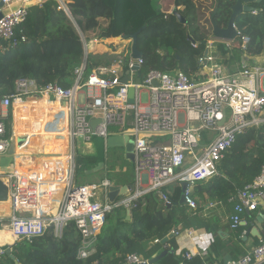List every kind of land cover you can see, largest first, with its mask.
<instances>
[{"label":"built area","instance_id":"2783aa9c","mask_svg":"<svg viewBox=\"0 0 264 264\" xmlns=\"http://www.w3.org/2000/svg\"><path fill=\"white\" fill-rule=\"evenodd\" d=\"M0 1L4 3L0 10L2 49L5 44L17 45L16 31L27 21L31 3L21 0L19 6L12 7L14 0ZM54 1L76 26L86 56L91 45L106 43L108 39H99L98 31L82 33L64 0ZM236 31L240 37L237 28ZM111 40V44L122 47L124 57L119 59L129 57L128 71L135 75L133 68H142L144 62L132 59V39ZM250 42L248 36L241 37L243 59L240 69L234 72L210 54L213 43H209L208 56L199 58L204 71L203 80L197 82H191L179 70H151L143 80L128 79L123 84L124 71L119 65L100 66L85 77V60L75 69L69 88L57 83L40 87L33 79H19L12 94L0 93V158L7 157L10 148H14L11 166L0 169V180L8 189L7 202L0 204L8 203L12 213L4 229L7 239L31 243L49 229L61 238L64 230L74 224L81 237L78 259L85 260L94 253L112 212L130 210L134 202L147 195L155 196L163 208H170V186L196 185L214 177L239 136L249 128L264 125V53L251 56ZM131 88L133 99L129 96ZM143 92L148 94L147 104L142 101ZM92 121L99 123L92 127ZM111 128L131 134L135 141L136 190L114 203L108 200L107 191L112 185L108 179L93 185L75 183L77 142L90 144L95 138H102L106 143L114 134ZM204 135L207 145H203ZM156 139L163 141L157 143ZM35 147L41 149L39 165L32 152ZM100 191L102 200L96 198ZM182 195L185 206L197 210L193 187ZM230 201L235 205L229 226L237 231L244 215L264 210V166ZM186 232L187 237L194 238L193 231ZM181 235L173 230L168 237ZM163 240L154 239L152 244ZM4 255L0 249V257ZM195 255L189 251L183 258L191 261ZM146 262L137 254L125 259V264ZM230 264H264V240Z\"/></svg>","mask_w":264,"mask_h":264},{"label":"trees","instance_id":"16d2710c","mask_svg":"<svg viewBox=\"0 0 264 264\" xmlns=\"http://www.w3.org/2000/svg\"><path fill=\"white\" fill-rule=\"evenodd\" d=\"M161 0H64L72 18L82 33L98 31L99 39H131L138 34V50L144 64L140 80L151 70L161 72L182 71L191 82L203 80L198 76L202 66L199 58L207 51V41L213 37L214 22L226 28L232 16L235 0H173L174 8L187 20L181 23L171 13H164ZM252 13H243L235 20L241 36L226 46L216 43L218 63L228 68L240 66L242 60L241 37L251 39L249 54L264 53V0L251 4ZM101 19L107 20L103 26ZM25 42H22V39ZM16 46L5 44L0 49V93L14 92L19 79H33L40 87L57 83L64 88L73 84L74 71L87 60L85 77L94 69L119 65L124 75L128 71L129 57L118 61L107 54L86 56L76 26L54 0H47L29 8L27 21L16 31ZM240 69V68H239ZM205 136V135H204ZM206 136L204 141L206 140ZM86 171L97 167L94 157L76 158L79 167ZM264 166V125L247 129L237 144L219 163L218 173L206 182L195 185L193 197L197 210L180 205L182 186L169 187L173 205L163 208L153 195H147L133 203L130 220L127 210L117 209L108 215L94 253L85 260L78 259L81 237L74 224H70L61 238L49 229L44 236L28 242L11 243L15 260L4 255L0 264H125L130 254H137L145 261L157 257L165 250L167 255L157 264H202L198 256L186 261L183 254L176 256L179 248L175 238L166 244L151 248L154 239L168 238L173 230L183 231L201 227L200 211L207 196L211 201L226 203L231 196L250 184ZM114 166L110 167L113 171ZM76 181V178H75ZM208 232H214L206 225ZM227 246L216 241L211 256L218 257ZM237 256L238 251L232 250ZM239 254L237 260L244 257Z\"/></svg>","mask_w":264,"mask_h":264},{"label":"crops","instance_id":"0c3cea01","mask_svg":"<svg viewBox=\"0 0 264 264\" xmlns=\"http://www.w3.org/2000/svg\"><path fill=\"white\" fill-rule=\"evenodd\" d=\"M14 1L15 2L13 3L12 7L20 5L21 0H14ZM39 1H43V0H30L31 4L29 5V7H32L31 5H33V4L36 5V3ZM45 1H47V0H44V2ZM163 1L164 0H161V2H160L161 8H162L164 13H168L165 9V3H163ZM173 9H174V7H173ZM169 13H171V12H169ZM100 22L103 26H105L107 24V20H105V19H101ZM111 41H113V40L108 39V40H106V43L91 45V49H90L89 53L107 54L110 57L116 58L118 61H122L123 59H125V58L119 59V57H124V54L122 52V47L116 43L111 44L110 43ZM209 43H213V46H212V48H210L209 52L211 55H213L215 57V59L217 61H218V57H217V53H216L217 51L215 48L216 43H223L226 46L231 45L230 42L224 43V41H218V40L214 39L213 37H210L208 39L207 47H208ZM253 57H257V56H253ZM242 59H243V57H242ZM241 62H242V60H241ZM240 67H241V64H240V66H238L236 68H231V69L228 67H225V68L231 72H234V71L239 70ZM203 71L204 70L202 67L200 73L197 75L202 76L201 73ZM124 76H123V78H124ZM128 79H129V81H139L140 76H138L136 73L135 75H130ZM142 101L144 102V104H147L148 94L146 92H143V94H142ZM112 129H116V128H112ZM115 131L116 130H113V133L119 132L118 129H117V132H115ZM162 141H163L162 139H156L155 140V142H157V143H160ZM207 144H208V141L203 142V145H207ZM36 149H38V151H41V149L39 147H35L32 149V152L35 153ZM120 150L121 149H114V150H108L107 151V153H106V169H110V167H107V160H108L109 155L116 154ZM112 151H113V153H112ZM121 151H123V150H121ZM94 153L95 154H93V156H91V157H94L96 159L97 153H96L95 147H94ZM97 165H98V161H97ZM131 166H132L133 175H134L133 182H135V165L131 164ZM106 179H108L112 184H115V185H124L125 184V181H123V180H121V182H119V183H113L109 178H104V179H102V181L106 180ZM93 184H99V183H93ZM93 184H89V185H93ZM173 186L174 185H172L170 187H173ZM194 187H195V185H193V189H194ZM168 189L170 190V188H168ZM232 197L233 196H231L228 199V201L226 203H224V202L211 201L207 196H205V199L203 201V204H204L203 209L200 211V215H199L201 227H198V228L192 227L190 229L180 231V232H182V235L179 238L178 237H172V238L176 239L177 244L179 246V248L176 251V256L179 257L180 255H182L183 250H185L187 252L192 251L193 253L196 254L195 256L199 255L198 257L201 259L202 264H225V258L227 256L232 257L231 262L236 261L237 260L236 258L239 257V254L246 255L250 250H252L254 247L259 245V243L262 240H264V210H258L256 212L251 213V214L244 215L243 216V223L239 227V229L237 231H232L230 229L229 218L234 213V205H235L234 202L230 201V199ZM96 198L99 200H102V191L98 192ZM187 208H189V207H187ZM189 209L191 211H195L191 208H189ZM11 214L12 213L10 210V205L8 203L0 204V220H2V224L0 223V246L10 245L11 243H13V241L11 239H7V235H6V232L4 230L8 225V220H9ZM258 218H261V221L258 220ZM205 225L207 227H209L210 229H213L214 232H208L206 230V228L204 227ZM252 229H257L258 234L261 236V238H259L257 236H253L251 233H249V231H251ZM186 231H188V232L193 231L194 232V238L187 237ZM216 241H218V243L220 245L227 246V248L224 249L223 252L218 257L211 256V249H212L213 244ZM162 244H163V242H162ZM156 245H158V244H156ZM153 246H155V245L152 244V241L148 243L149 248H151ZM230 249H232V250L235 249L236 251H238V253H237L238 257L232 255V251H230ZM164 251H167V250H165V248H164ZM167 253H168V251H167ZM203 254L206 255L205 258L200 257ZM230 263H228V264H230Z\"/></svg>","mask_w":264,"mask_h":264},{"label":"water","instance_id":"95a60500","mask_svg":"<svg viewBox=\"0 0 264 264\" xmlns=\"http://www.w3.org/2000/svg\"><path fill=\"white\" fill-rule=\"evenodd\" d=\"M236 3L232 6V16L229 20L228 26L226 28H219L214 22H212L213 26V38L218 41H224V42H230L233 43L238 38V33L236 31V25L235 20L236 18L243 14V13H252L254 11V8L250 6L251 4L259 3L261 0H235ZM4 7V3L0 1V10ZM171 14L175 15L177 19L183 23L187 24V20L183 18L178 11L174 8ZM2 17V13L0 12V18ZM142 30H140L137 34L131 37L132 39V59L134 61H138L142 59V53L138 50V34L141 33ZM208 56V51L205 52L204 57L206 58ZM206 67V63L204 65ZM133 71L137 73L138 76L141 75V67L139 65H136L133 68ZM130 72L127 71L125 73L124 78L122 79L123 84L128 83ZM129 96L131 99L134 97V90L131 88L129 90ZM99 122L98 121H92L91 125L92 127H95ZM224 122L220 123V125H223ZM134 145L135 141L131 134L129 133H121L117 132L114 133L112 136H110L105 143V141L102 138H95L94 139V147L96 149L97 153V161L98 165L93 170L87 171V175H93L95 173L101 172L106 169V153L108 150H114V149H121L125 153V158L130 161L131 164L135 163V154H134ZM35 153L37 155V164L39 165V153L38 149L35 150ZM13 155H14V148L11 147L7 157L0 158V169L6 170L11 166V163L13 161ZM81 186H84L83 184H80ZM193 187V184L191 183H183L182 184V192H185L187 188ZM136 190L135 188V182H132L131 184H124V185H115L112 184L107 191L108 194V200L109 203H114L118 199L121 198H127L132 193H134ZM8 200V189L7 187L1 182L0 180V202H7ZM180 205L185 206V200L184 196L182 195L180 200ZM127 220H130V210H127ZM258 220L261 221V218H258ZM253 236H257L261 238V236L258 234L257 229H252L249 231ZM172 236L165 238L163 240V244H166L169 239H171ZM0 249L4 251L5 255L7 257H10L12 260H15L14 256L12 255V248L11 245H4L0 246ZM167 255V251H163L160 253L157 257L147 261L146 263L142 264H157L160 260H162ZM232 261L231 256H227L225 258V264H228ZM18 264V263H17Z\"/></svg>","mask_w":264,"mask_h":264},{"label":"rangeland","instance_id":"374dc122","mask_svg":"<svg viewBox=\"0 0 264 264\" xmlns=\"http://www.w3.org/2000/svg\"><path fill=\"white\" fill-rule=\"evenodd\" d=\"M41 2H44V0L39 1L37 3H41ZM163 3H165V9L168 13L173 11L174 5H173L172 0H164ZM113 130H116L115 132H117V129H112V128L110 129V131L112 132ZM77 145H78V148H77L78 158H87L95 154L94 153V140L90 144H82L80 141H78ZM111 166L115 167L113 171H111L110 169H105L93 175H87V171L80 166L79 169H77L76 171L75 183L79 185L80 184L89 185L93 183H100L102 179L104 178H109L113 183H119L121 182V180L125 181V184H131L133 182V177H134L133 169H132L130 161H128L125 158L124 151L120 150L116 154L109 155L108 160H107V167H111Z\"/></svg>","mask_w":264,"mask_h":264},{"label":"bare ground","instance_id":"6f19581e","mask_svg":"<svg viewBox=\"0 0 264 264\" xmlns=\"http://www.w3.org/2000/svg\"><path fill=\"white\" fill-rule=\"evenodd\" d=\"M28 5H30V4H28Z\"/></svg>","mask_w":264,"mask_h":264}]
</instances>
